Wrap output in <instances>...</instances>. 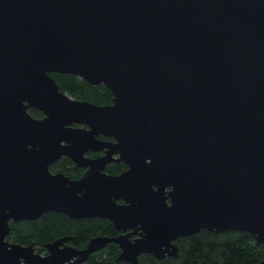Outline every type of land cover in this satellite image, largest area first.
<instances>
[{"label": "water", "instance_id": "obj_1", "mask_svg": "<svg viewBox=\"0 0 264 264\" xmlns=\"http://www.w3.org/2000/svg\"><path fill=\"white\" fill-rule=\"evenodd\" d=\"M50 74L104 86L111 104ZM63 157L79 180L50 173ZM113 162L127 170L108 175ZM45 213L138 238L61 239L46 257L6 240ZM200 231L264 245V0H0V264H78L108 243L130 264L176 258Z\"/></svg>", "mask_w": 264, "mask_h": 264}, {"label": "trees", "instance_id": "obj_2", "mask_svg": "<svg viewBox=\"0 0 264 264\" xmlns=\"http://www.w3.org/2000/svg\"><path fill=\"white\" fill-rule=\"evenodd\" d=\"M60 90L75 100H83L99 106L111 104V93L104 86L91 85L75 76L68 74H50ZM33 117H40L37 111H31ZM121 164L107 167L108 174H118L123 170ZM53 173H63L71 179H77L82 170H74L72 163L62 158L60 162L51 167ZM113 226L105 219L90 218L83 221L70 220L62 214L47 213L36 221H22L10 225L7 241L22 246L33 245L36 251L52 240L75 234L78 230L75 243L83 242L97 235L109 236ZM178 247L176 258L156 260L150 255H142L138 264H259L264 259V245H258L253 238L242 232L225 231L213 233L200 231L199 233L177 239ZM85 245V244H84ZM117 247L111 245L105 250L106 259L96 262L90 260L89 264H126L116 261L113 254ZM117 254V253H116ZM94 259V256H93Z\"/></svg>", "mask_w": 264, "mask_h": 264}, {"label": "flooded vegetation", "instance_id": "obj_3", "mask_svg": "<svg viewBox=\"0 0 264 264\" xmlns=\"http://www.w3.org/2000/svg\"><path fill=\"white\" fill-rule=\"evenodd\" d=\"M31 111H37V112H39L40 114H41V116L40 117H33L31 114H30V112ZM28 113L30 114V116L31 117H33L34 119H42L43 118V114L39 111V110H37V109H31V110H29L28 111ZM98 139H100V140H102V141H113L112 139H109V138H106V137H103V136H99L98 137ZM105 153H104V150H101V151H98V152H87V153H85L84 154V157L85 158H87V159H95V158H98V157H101V156H103ZM63 158H66V159H68L71 163H72V167H73V169L74 170H82V172H81V175L79 176V178H77V179H71L69 176H67V175H65V174H63V173H61V174H63V175H65V176H67L70 180H79L84 174H85V172H86V169H83V168H77L75 165H74V163L69 159V158H67V157H63ZM118 157L116 156L115 157V159H117ZM62 159V158H61ZM60 159V160H61ZM60 160H58V161H56L55 163H57V162H60ZM55 163L54 164H52L51 166H49V171H50V173H52V174H58V173H53L52 171H51V167L53 166V165H55ZM114 164H121L122 166H124V168H123V170H121L118 174H115V175H119V174H121V173H123V172H125L126 170H127V166L123 163V162H120V163H115V162H113V163H109V164H107L106 165V167H105V169L107 170V167H109V166H111V165H114ZM105 172V171H104ZM106 173V172H105ZM108 174V173H107ZM108 175H112V176H115V175H113V174H108ZM118 204H124V203H122L121 201H119L118 202ZM45 214H47V213H45ZM55 214H57V213H55ZM44 215V214H43ZM65 216V215H64ZM67 217V216H66ZM40 218V217H39ZM38 218V219H39ZM68 218V217H67ZM68 219H70V218H68ZM88 219H90V218H85V219H70V220H75V221H83V220H88ZM100 219V218H99ZM36 221V220H35ZM11 224H17V223H12V222H10L9 223V225H11ZM111 224V223H110ZM111 226H113L112 224H111ZM113 228H114V226H113ZM132 230H127L126 232H119V231H117L115 228L113 229V232L111 233V235H109V236H106V235H97V236H94V237H92V238H89V240L87 241V239L83 242L84 244H77V243H75V239L77 238V233H78V230H76L75 231V234H73V235H68V236H62V237H59V238H56V239H54V240H52L51 242H48L47 244L49 245V244H52L53 242H55V241H58V240H61V239H66V241L63 243V244H61L60 246H59V249H64V248H69V249H72V250H74V251H83V250H85L86 248H87V246H88V244H89V242L92 240V239H94V238H98V237H100V238H102V237H104V238H117V237H119V236H126V235H128V234H131V236L129 237V240L130 241H133V240H135V239H137L138 238V235L137 234H132ZM10 233V232H9ZM7 240V239H6ZM9 242V241H8ZM11 243V242H10ZM14 244H16V243H14ZM47 244H45V245H47ZM45 245L38 251H36V249L34 248V252H35V254H38L39 256H41V257H46V256H48L49 255V252H48V250L45 248ZM111 245H114L115 247H117V252H115L114 254H113V257L115 258V260L116 261H118L117 260V258H118V256H119V254H120V252H121V250H120V248H119V246L117 245V244H115V243H108L106 246H104L103 248H101V249H99L98 251H95V252H93V253H91L90 255H89V257L85 260V261H83V262H81V263H78V264H89V261L90 260H96V262H99V261H101V260H105L106 259V252H105V250H107L108 248H110L111 247ZM34 247V246H33ZM117 253V254H116ZM93 256H94V259H93ZM142 256V255H141ZM141 256L140 257H138V261H139V259L141 258ZM77 260V258H73V259H71L69 262H66L65 264H73L75 261ZM119 262H122V261H119ZM123 263H126V262H123ZM126 264H130V263H126Z\"/></svg>", "mask_w": 264, "mask_h": 264}]
</instances>
